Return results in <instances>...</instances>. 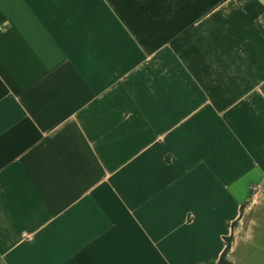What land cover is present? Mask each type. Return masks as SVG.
<instances>
[{"label": "crops", "instance_id": "1", "mask_svg": "<svg viewBox=\"0 0 264 264\" xmlns=\"http://www.w3.org/2000/svg\"><path fill=\"white\" fill-rule=\"evenodd\" d=\"M263 227L264 0H0V264H238Z\"/></svg>", "mask_w": 264, "mask_h": 264}, {"label": "rangeland", "instance_id": "2", "mask_svg": "<svg viewBox=\"0 0 264 264\" xmlns=\"http://www.w3.org/2000/svg\"><path fill=\"white\" fill-rule=\"evenodd\" d=\"M264 229V227H263ZM261 229H256L251 241L248 239L237 246L238 264H264V237H261ZM248 242V243H246ZM243 256V257H242Z\"/></svg>", "mask_w": 264, "mask_h": 264}, {"label": "trees", "instance_id": "3", "mask_svg": "<svg viewBox=\"0 0 264 264\" xmlns=\"http://www.w3.org/2000/svg\"><path fill=\"white\" fill-rule=\"evenodd\" d=\"M226 240H227V246H226L223 254L221 255V258H220L218 264H232V262L228 259V253L230 251V248H231V245L233 242V237L230 236Z\"/></svg>", "mask_w": 264, "mask_h": 264}, {"label": "built area", "instance_id": "4", "mask_svg": "<svg viewBox=\"0 0 264 264\" xmlns=\"http://www.w3.org/2000/svg\"><path fill=\"white\" fill-rule=\"evenodd\" d=\"M253 190H256V187H254Z\"/></svg>", "mask_w": 264, "mask_h": 264}]
</instances>
